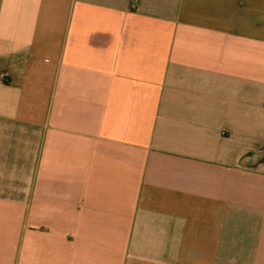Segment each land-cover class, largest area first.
Here are the masks:
<instances>
[{"label":"crops","instance_id":"crops-1","mask_svg":"<svg viewBox=\"0 0 264 264\" xmlns=\"http://www.w3.org/2000/svg\"><path fill=\"white\" fill-rule=\"evenodd\" d=\"M0 264H264V0H0Z\"/></svg>","mask_w":264,"mask_h":264}]
</instances>
